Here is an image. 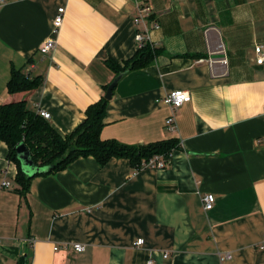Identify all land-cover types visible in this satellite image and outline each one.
<instances>
[{
	"label": "crops",
	"instance_id": "crops-1",
	"mask_svg": "<svg viewBox=\"0 0 264 264\" xmlns=\"http://www.w3.org/2000/svg\"><path fill=\"white\" fill-rule=\"evenodd\" d=\"M141 4L160 24L149 35L162 53L120 79L101 138L127 145L176 138L180 148L161 170L81 158L34 178L23 199L14 191L17 165L2 143L0 264L22 257L28 264H264L257 247L264 241V68L254 52L264 46V0H4L0 106L12 98V67L42 77L38 89L19 98L47 111L60 135L72 134L117 77L106 61L123 64L139 50L134 19ZM207 31L214 47L225 46L226 77L214 78L198 62L208 56ZM48 40L56 46L41 54ZM176 90L192 100L169 130L164 99ZM207 194L216 198L208 211ZM138 239L144 244L135 247Z\"/></svg>",
	"mask_w": 264,
	"mask_h": 264
},
{
	"label": "trees",
	"instance_id": "trees-1",
	"mask_svg": "<svg viewBox=\"0 0 264 264\" xmlns=\"http://www.w3.org/2000/svg\"><path fill=\"white\" fill-rule=\"evenodd\" d=\"M161 53V49L147 43L123 64L113 59H108L106 64L117 77L124 76L149 67ZM42 82V77L31 78L23 70L12 67L7 86L12 98L0 106V145L5 143L8 146V160L17 165L14 191L23 199L29 193L34 178L63 172L81 158L93 157L101 166H105L112 159H127L136 170L143 161L155 156L166 158L180 148V141L176 138L146 145H127L116 140H102L101 132L105 126L104 120L110 101L105 95L87 108L85 120L72 134L62 136L38 111L29 107L27 97L19 98L21 94L27 95L38 89ZM21 143L28 147L35 167L41 170L33 176L23 171L17 157V147ZM18 263L28 264L27 258H20Z\"/></svg>",
	"mask_w": 264,
	"mask_h": 264
},
{
	"label": "built area",
	"instance_id": "built-area-1",
	"mask_svg": "<svg viewBox=\"0 0 264 264\" xmlns=\"http://www.w3.org/2000/svg\"><path fill=\"white\" fill-rule=\"evenodd\" d=\"M4 0H0V4L3 3ZM137 16L134 19L135 24L140 27L139 31L136 34V39L139 42V48L144 46L147 43L152 44L151 37L149 35L152 29H160V24L157 20H149L148 17L152 14V8L150 5L141 4L137 8ZM64 14L65 8L61 7L57 11V15L53 21V30L54 33H58L64 22ZM207 43H208V56L206 58L200 59L199 63H206L210 69L211 75L214 78H222L226 77L229 74V62L226 55V49L223 43L217 44L214 47L211 43V38L209 32L207 31ZM153 45V44H152ZM56 46V42L54 40H48L43 46L40 48V53L47 55L49 54ZM255 52V64L264 68V46L257 45L254 49ZM192 97L188 91L184 90H176L169 93L165 99L164 103L170 107L171 115L168 117L166 121V126L169 130H174L176 128V113L179 109L186 103L191 102ZM38 113L45 119L49 120L51 115L44 110H38ZM173 157V153L169 154L168 157L163 156H155L148 161H143L141 165L136 169V171L142 170H161L165 169L171 164ZM3 187H11V182L8 180H4L2 183ZM215 196L213 194H207L203 197V204L205 210H211L214 207ZM144 244V239H138L134 246L138 247ZM260 250H264V241H262L257 246ZM74 250L77 252H83L85 247L82 244H75L73 246ZM58 249V248H57ZM56 249V250H57ZM226 259H231V254H226L224 256ZM147 264H155L152 260L148 261Z\"/></svg>",
	"mask_w": 264,
	"mask_h": 264
},
{
	"label": "water",
	"instance_id": "water-1",
	"mask_svg": "<svg viewBox=\"0 0 264 264\" xmlns=\"http://www.w3.org/2000/svg\"><path fill=\"white\" fill-rule=\"evenodd\" d=\"M122 77H123V75H119L118 77H116L115 80L112 82V84H110V86L108 87L106 94L104 96L107 100L112 99L113 92H114L118 82L120 81V79ZM17 157L22 164L23 171L27 175L33 176L35 173L41 171L35 167L34 162L32 160V157H31V153H30L28 147L24 143H21L17 147Z\"/></svg>",
	"mask_w": 264,
	"mask_h": 264
}]
</instances>
